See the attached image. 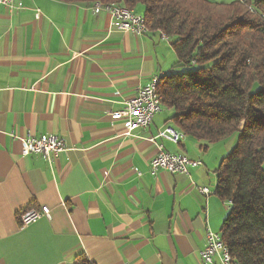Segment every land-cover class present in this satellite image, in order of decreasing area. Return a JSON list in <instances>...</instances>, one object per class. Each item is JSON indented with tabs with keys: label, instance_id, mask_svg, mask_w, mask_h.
<instances>
[{
	"label": "crops",
	"instance_id": "obj_1",
	"mask_svg": "<svg viewBox=\"0 0 264 264\" xmlns=\"http://www.w3.org/2000/svg\"><path fill=\"white\" fill-rule=\"evenodd\" d=\"M93 4L0 7V264H74L81 253L93 264H202L206 234L219 233L228 212L215 194L224 154L192 137H158L179 133L170 110L129 135L124 118L110 119L175 55L161 33L120 31ZM29 134L57 136L65 150L51 162L22 156ZM157 146L200 165L188 177L151 175ZM41 207L49 219L20 226L19 213Z\"/></svg>",
	"mask_w": 264,
	"mask_h": 264
},
{
	"label": "trees",
	"instance_id": "obj_2",
	"mask_svg": "<svg viewBox=\"0 0 264 264\" xmlns=\"http://www.w3.org/2000/svg\"><path fill=\"white\" fill-rule=\"evenodd\" d=\"M60 1L141 13L146 30L169 39L162 110L203 147L237 136L215 171V194L228 204L219 233L235 264H264V0ZM74 264L93 263L81 253Z\"/></svg>",
	"mask_w": 264,
	"mask_h": 264
},
{
	"label": "built area",
	"instance_id": "obj_3",
	"mask_svg": "<svg viewBox=\"0 0 264 264\" xmlns=\"http://www.w3.org/2000/svg\"><path fill=\"white\" fill-rule=\"evenodd\" d=\"M17 0H0V7L12 9ZM99 11H105L110 15L111 26L120 30L133 32L141 35V24L136 23V17H125L124 12L97 10L93 7L96 14ZM163 40L168 41L165 35H161ZM154 76L143 87H140L136 94L124 103L123 109L110 113L112 121L124 118V129L126 135L134 129H146L153 117L161 113L157 111L150 101V85ZM158 137L167 139L174 144H178L183 138H177L170 128H166L158 134ZM23 150L22 156L38 155L48 162H51L59 153L65 150V144L62 139L54 135L44 137H35L33 135H25L21 139ZM199 161L191 160L183 154H170L163 151L162 146H157V154L149 163V173L155 175L157 171L162 170L171 174H179L185 177L189 176L190 169L197 168ZM201 194H208L207 188H199ZM50 218V210L47 207L40 209H29L22 212L19 216V224L21 227H27L36 223L40 218ZM202 264H235L232 260L227 247L224 245L220 233L208 232L206 234V246L199 252Z\"/></svg>",
	"mask_w": 264,
	"mask_h": 264
},
{
	"label": "bare ground",
	"instance_id": "obj_4",
	"mask_svg": "<svg viewBox=\"0 0 264 264\" xmlns=\"http://www.w3.org/2000/svg\"><path fill=\"white\" fill-rule=\"evenodd\" d=\"M93 5H94V8H96L97 10H105L107 8V11L124 12L125 17H136V23L141 24V31L144 32L146 30L145 24H144V18L142 15L135 14L134 12L126 8H123V7H117V6L111 7V6L103 5L101 3H94ZM161 35H164V34L161 33ZM160 77L161 76H158V78H154V80L152 81L150 85V101L154 109L157 111H162V106L160 104V101L157 95V86L159 84ZM170 130L174 133V136H176L177 138H183V135L177 133L174 129L170 128Z\"/></svg>",
	"mask_w": 264,
	"mask_h": 264
},
{
	"label": "rangeland",
	"instance_id": "obj_5",
	"mask_svg": "<svg viewBox=\"0 0 264 264\" xmlns=\"http://www.w3.org/2000/svg\"><path fill=\"white\" fill-rule=\"evenodd\" d=\"M139 14H141V13H139ZM168 41H169V39H168ZM179 70H183V69L181 68ZM236 140H237V136L233 135L232 138H229L225 142H222V143L220 142V143H216L213 145H217L216 149H219L222 152V154H224L223 156H226L231 151L232 147H234V145L236 144Z\"/></svg>",
	"mask_w": 264,
	"mask_h": 264
}]
</instances>
